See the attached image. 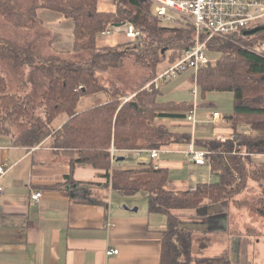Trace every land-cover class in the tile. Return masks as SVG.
<instances>
[{"label":"trees","instance_id":"trees-1","mask_svg":"<svg viewBox=\"0 0 264 264\" xmlns=\"http://www.w3.org/2000/svg\"><path fill=\"white\" fill-rule=\"evenodd\" d=\"M39 8L72 19L75 25L73 52L90 51L92 58L84 63L55 67V75L39 104L31 94L10 93L6 78L0 73V135L10 136L15 146L27 148L50 139L51 147L70 159L72 173L66 179L72 184L69 190L72 202L108 206V202L92 196L90 182L73 179L78 165L103 170L107 185L124 196L147 192L148 211L167 216V227L162 231L160 264L239 262L248 245L252 244L251 237L263 232L255 227L239 232L243 242L237 261L232 259L229 250L216 256L196 255L194 243L197 236L181 226L175 212H200L208 203L231 200L235 206L248 207L264 217V163L255 161L256 156L264 154V29L253 34H247L244 29L232 34L233 39L216 36L208 42V56L218 53V57L202 67L195 79L203 96L212 91L234 94V111L227 119L234 127L236 137L225 141H196L197 148L211 151L212 170L219 174V181L176 192L167 188L169 171L155 168L151 162L139 169L113 168L111 148L148 150L174 142L192 141L190 134L174 133L166 126L155 124L156 118L182 117L184 115L179 111L192 109L191 105L184 103L160 102L162 86L157 87L152 81L158 76L161 64L165 61L175 63L182 51L195 45L193 25L160 23L151 0H116L115 12L99 11L98 0H40L31 6L28 14H21L8 0H0V13L20 28L34 26ZM126 23L134 24L141 37L116 46H97V35L110 24ZM258 25H264V22ZM130 55L147 72L131 93L117 84L107 87L99 82L97 76L100 72L118 68ZM194 77L192 73V80ZM163 81L167 80L160 82ZM149 83L152 84L146 87ZM99 92L108 93L109 100L105 103L99 100L85 111H78L83 96ZM38 105L43 108L45 117L33 114L32 107ZM63 113L68 119L57 129L54 121ZM29 117L30 126L13 134L8 123ZM241 127H247L255 134L249 136L240 131ZM243 192L249 195L256 192L258 198L255 201L247 197L238 199ZM208 242V239H201L200 250ZM243 264L250 263L243 261Z\"/></svg>","mask_w":264,"mask_h":264},{"label":"crops","instance_id":"crops-1","mask_svg":"<svg viewBox=\"0 0 264 264\" xmlns=\"http://www.w3.org/2000/svg\"><path fill=\"white\" fill-rule=\"evenodd\" d=\"M98 9L115 12L116 0H98ZM37 16L43 26L58 28L53 31L52 51L63 57L71 53L76 55L73 52V20L46 8H39ZM96 39L98 47L116 46L130 40L124 25L117 27L111 35L100 33ZM214 54L217 56L209 58L215 60L218 53L211 55ZM29 67L31 70L36 68L35 65ZM163 82L161 86L166 83ZM181 85L185 88L180 83L175 89ZM187 87L167 100L162 94L159 101L191 105V109L195 108L197 122L193 124L187 119L190 110H182L178 113L184 116L159 117L155 119V124L166 126L174 133L190 134L193 142L233 140L236 132L227 116L234 111V94L212 91L203 96L198 88L195 96V88L191 90L192 86ZM86 98L91 104L79 112L94 106L99 100L107 102L109 94L103 92L83 96L79 103ZM213 111H220L226 119L212 121ZM63 115L65 119L61 122L55 123L58 117L54 121L55 128L60 129L67 121V114ZM248 130L247 127L240 128L244 133ZM191 142L164 145L158 158H152L148 152L135 155L119 150L113 168L139 169L151 162L155 168L169 171L167 188L176 192L219 181V174L212 170L211 163L197 165L185 155L184 150ZM255 159L257 163H264L262 155ZM0 163L7 167V172L0 178L4 190L0 194V264H160L162 231L167 227V216L148 211V196L143 204L131 199L136 195L127 199L107 185L108 179L102 176L103 170L78 165L73 179L90 182L92 196L108 202V206L72 202L69 193L72 184L66 179L72 173L70 159L51 147L50 139L27 148L15 146L11 138L0 135ZM176 175L179 177L175 178ZM35 191L43 193L36 202L31 199ZM175 214L184 229L198 238H211L200 250L201 253L207 255L209 248L215 253L229 250L232 258L237 256L239 259L242 237L238 232L244 227H226L227 215L222 203H208L200 212L178 210ZM259 242L260 239L256 241ZM109 248L118 249L119 253L107 255Z\"/></svg>","mask_w":264,"mask_h":264},{"label":"rangeland","instance_id":"rangeland-1","mask_svg":"<svg viewBox=\"0 0 264 264\" xmlns=\"http://www.w3.org/2000/svg\"><path fill=\"white\" fill-rule=\"evenodd\" d=\"M8 1L12 3V5L21 14H28L31 6L35 2L38 3L40 0ZM40 21L41 20L37 17V21L32 28H20L8 21L0 13V73L5 76L10 93L19 95L31 94L37 104H39L44 91L47 89L49 81L51 80L50 78L55 75V67L58 65H71L77 62L84 63L88 62L92 58V53L90 51H81L79 54L76 53V55L73 53L65 54L64 57L53 52L50 44L52 43L51 40L54 37L53 31L58 30V28L50 27L51 29H49L47 26H43ZM51 51L53 54L49 56ZM168 56H170V54ZM210 56L215 57L217 54H210ZM30 65H35L36 68L31 70L29 67ZM170 65L171 64L168 61L161 64L158 71L159 74L155 79H157ZM48 69L51 70L53 75ZM146 73V69H144L141 64L135 60L133 55H130L129 58L121 62L118 68L100 72L97 77L99 82L103 83L107 87L117 84L125 92L131 93L139 81L146 76ZM192 73V70H188L184 73L178 74L176 77L168 79L161 88L164 100L172 98L175 92L188 89V85L192 86L191 90H193L196 85L194 82L196 81V76L192 81ZM155 79L152 82H154ZM163 83L164 82H160L159 86ZM180 83L184 84L185 88L181 85L175 89V87ZM151 84H147L146 87H149ZM90 104V101L86 98L83 102L78 103L77 109L82 110ZM194 109L195 108L192 110ZM32 111L35 116H44V112L40 105L36 106V108L32 107ZM30 119L31 118L29 117L17 121L12 120L8 123V126L13 131V134L18 133L30 126ZM63 119H65V115L62 114L57 118L55 123L61 122ZM7 137L11 138L10 136ZM215 173L218 174L217 172ZM176 177H179V175H176L175 178ZM146 196H148L147 192L140 191L136 194L135 198H131L132 196L125 197L127 199H136L140 204H143L145 199H147ZM243 197H247L248 199L255 201L258 198V194L256 192H252L249 195V193L243 192L239 194L237 198L241 199ZM221 203L223 210L227 215L226 227H244L243 230H246L249 227H255L256 230L258 229L257 231L263 232L262 235H255L251 237L252 244L248 245L244 257L235 264H243V261H249L250 264H264V217L259 216L248 207L235 206L231 200H223ZM212 229L214 230V227H212ZM199 237H203L199 238V242L201 239H208V241L211 239L204 236ZM258 239H260V242L256 243ZM199 242L197 240L194 243L196 255L203 254L201 252L198 253L200 250L198 247ZM242 242L243 238L241 239V243ZM206 253L211 256L221 254L212 252V249L210 248ZM232 259L234 261L238 260L237 256H234Z\"/></svg>","mask_w":264,"mask_h":264},{"label":"built area","instance_id":"built-area-1","mask_svg":"<svg viewBox=\"0 0 264 264\" xmlns=\"http://www.w3.org/2000/svg\"><path fill=\"white\" fill-rule=\"evenodd\" d=\"M154 4V13L160 23L183 24L191 23L196 31V43L189 49L181 52L179 59L171 64L165 71L155 79V84L159 87L161 80H168L176 77L180 73L192 70L195 76L198 71L211 62L207 54L208 42L216 36L233 39L232 34L252 29L261 22H264V0H151ZM126 35L130 40H137L141 37V32L132 23L124 24ZM117 28L110 24L103 32V35H111ZM204 35V37H203ZM83 86H80L82 88ZM197 81L194 94H197ZM128 100V99H126ZM195 109L188 113L187 119L193 123L196 121ZM212 121L225 120L226 117L220 111L212 112ZM245 134L252 136L253 130H248ZM225 141V140H223ZM164 147V146H163ZM163 147L159 149H124L123 153L140 155L148 152L152 158H158ZM119 150L111 148L112 162L117 159ZM189 160L197 165L211 163V151L199 149L192 141L189 147L184 150ZM264 156V154L262 155ZM7 172L5 164L0 163V178ZM4 193L0 185V194ZM43 193L35 191L31 194L33 201H39ZM119 250L109 248L107 255L118 254Z\"/></svg>","mask_w":264,"mask_h":264},{"label":"water","instance_id":"water-1","mask_svg":"<svg viewBox=\"0 0 264 264\" xmlns=\"http://www.w3.org/2000/svg\"><path fill=\"white\" fill-rule=\"evenodd\" d=\"M122 25H115V26L119 27V26H122ZM262 29H264V25H258V26L254 27L252 29L247 30L246 33L247 34H253V33H255V32L259 31V30H262ZM136 210H137V208H136Z\"/></svg>","mask_w":264,"mask_h":264}]
</instances>
